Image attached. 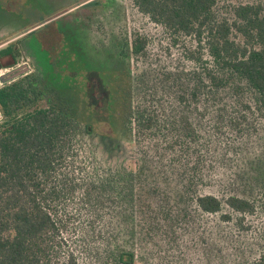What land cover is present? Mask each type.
I'll return each mask as SVG.
<instances>
[{
    "label": "trees",
    "instance_id": "trees-1",
    "mask_svg": "<svg viewBox=\"0 0 264 264\" xmlns=\"http://www.w3.org/2000/svg\"><path fill=\"white\" fill-rule=\"evenodd\" d=\"M131 1L174 43L191 41L190 64L128 69L116 100L124 135L115 142L55 92L40 44L27 37L0 50V69L18 66L26 44L41 69L0 88V264H154L155 256L171 264L179 231L204 216L252 233L263 200L199 192L207 146L200 126L214 115L212 134L234 143L264 130V0L232 4L225 15L221 0ZM126 45L137 60L148 40L134 33ZM225 112L229 122L218 119ZM128 145L136 170L125 165ZM196 241L211 260L218 248L202 235ZM250 264H264V253Z\"/></svg>",
    "mask_w": 264,
    "mask_h": 264
},
{
    "label": "rangeland",
    "instance_id": "rangeland-1",
    "mask_svg": "<svg viewBox=\"0 0 264 264\" xmlns=\"http://www.w3.org/2000/svg\"><path fill=\"white\" fill-rule=\"evenodd\" d=\"M86 1L89 0H0V44L9 45L24 39L32 29L30 23L44 22L34 28L36 33L31 40L43 46L45 57L48 55L45 70L49 73L48 82L62 100L73 101L84 122L92 121L96 134L111 136L115 142L124 135L122 112L116 100L126 92L128 69L136 73L159 68H183L190 64L187 49L191 41L174 43L162 27L153 25L148 17L137 13L131 1L96 0L83 6ZM256 1L221 0L219 12L225 15L232 4ZM123 15L126 16L122 21ZM124 21L125 24L130 22L128 27L131 31L138 28L137 31H141L138 33L148 40L145 54L130 62L122 60L123 55L120 58L116 56L119 47L115 45L114 27L122 26ZM101 28L105 29L109 43L113 44L102 39ZM12 31L16 32L7 34ZM127 45L124 44V48ZM27 60L28 54L21 58L20 66L15 67L14 70L21 71L17 79L28 72L22 64ZM29 67L32 73L36 72L32 63ZM229 113H223L218 119L227 121ZM214 118V115H208L200 126L207 146L204 150L206 169L199 192L219 198L259 199L263 200L260 202L263 207L249 220L252 233L242 230L235 222L223 223L220 216H204L198 225L182 229L178 247L171 252V264H250L264 253V240L260 237L264 227V163L260 164L256 159L261 157L260 154L264 156V130L258 127V133L247 134L234 143L227 137L217 138L212 134L208 123ZM131 148L132 145L125 146V165L136 170L138 162L130 152ZM254 161H257L255 165ZM198 234L209 245L218 248L211 260H208L204 249L207 246L197 243ZM160 247L165 250L163 244ZM153 258L154 264L164 262L163 257ZM148 261L152 263L151 259Z\"/></svg>",
    "mask_w": 264,
    "mask_h": 264
},
{
    "label": "flooded vegetation",
    "instance_id": "flooded-vegetation-1",
    "mask_svg": "<svg viewBox=\"0 0 264 264\" xmlns=\"http://www.w3.org/2000/svg\"><path fill=\"white\" fill-rule=\"evenodd\" d=\"M94 1H96V0H93V1H91V0H89V1H86V2H84V3H82V5L83 6H86V5H88V4H92ZM116 2L118 1V0H115ZM127 1H131V0H127ZM99 2H100V0H99ZM132 2V1H131ZM133 3V2H132ZM131 3V4H132ZM132 6L136 9V12L137 13H139V14H141L142 16H145L144 14H142L140 11H139V9L138 8H136L135 7V5H134V3L132 4ZM117 8V7H116ZM119 8V7H118ZM138 15V14H137ZM126 15H123L122 16V21L124 20V17H125ZM147 17V16H146ZM149 19V18H148ZM150 20V19H149ZM151 21V20H150ZM129 24H130V22H128ZM128 23H126L125 24V21H124V23L122 24V26H118V27H114V29H115V37H117V40H115V45H116V47H119V48H117L116 49V56L118 57V58H120V57H122V55H123V59L122 60H124V59H128L129 60V62H130V60H131V58L130 57H128V55H127V53L124 51V49L126 48H124V44H126V42L128 43V41L129 40H131V38L133 37V34L134 33H138V32H141L140 30L139 31H137L138 30V28H136L137 30H132L131 31V29L128 27L129 25H128ZM151 23L153 24V25H155L152 21H151ZM126 25V26H125ZM129 30V32H128V30ZM140 29H141V27H139ZM101 30V37H102V39H104V40H106L108 43H109V41H108V36L105 34V29H103V28H101L100 29ZM36 30L35 29H32L27 35H25V38H27L26 39V41H25V43H29L30 41H31V37H29V36H31L32 35V33L33 32H35ZM107 36V37H106ZM109 44H113V43H109ZM43 47V46H42ZM44 49V48H43ZM43 51H45V50H43ZM25 53L26 54H29L30 56H29V61H30V63H32L33 64V66H35V70H36V72L38 71V69H40V68H38L37 66V56H36V54H35V52L29 47V45L28 44H26V46H25ZM41 70V69H40Z\"/></svg>",
    "mask_w": 264,
    "mask_h": 264
},
{
    "label": "built area",
    "instance_id": "built-area-1",
    "mask_svg": "<svg viewBox=\"0 0 264 264\" xmlns=\"http://www.w3.org/2000/svg\"><path fill=\"white\" fill-rule=\"evenodd\" d=\"M10 44V43H9ZM8 44L5 43V44H0V50H2L3 48H5ZM29 63L30 61L27 60L26 62H23V66L24 68H26L28 70V72H26L24 75H29L32 73V70H30V67H29ZM20 66V64H19ZM15 67L14 68H9V69H0V88H3L5 85L7 84H10L11 82L15 81H9V82H3V80L12 72L14 71ZM5 120V117H4V114L0 108V125L4 122Z\"/></svg>",
    "mask_w": 264,
    "mask_h": 264
},
{
    "label": "water",
    "instance_id": "water-1",
    "mask_svg": "<svg viewBox=\"0 0 264 264\" xmlns=\"http://www.w3.org/2000/svg\"><path fill=\"white\" fill-rule=\"evenodd\" d=\"M20 69H16L14 71H12L4 80L3 82H9V81H13L15 79H17L20 75Z\"/></svg>",
    "mask_w": 264,
    "mask_h": 264
}]
</instances>
